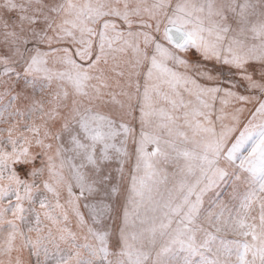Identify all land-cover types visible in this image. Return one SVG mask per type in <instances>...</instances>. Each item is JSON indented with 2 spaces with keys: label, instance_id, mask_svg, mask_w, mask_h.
<instances>
[{
  "label": "snow or ice",
  "instance_id": "obj_1",
  "mask_svg": "<svg viewBox=\"0 0 264 264\" xmlns=\"http://www.w3.org/2000/svg\"><path fill=\"white\" fill-rule=\"evenodd\" d=\"M0 264H264V0H0Z\"/></svg>",
  "mask_w": 264,
  "mask_h": 264
}]
</instances>
